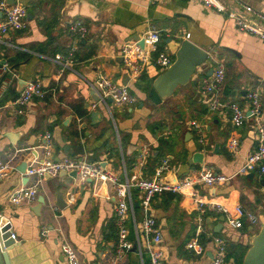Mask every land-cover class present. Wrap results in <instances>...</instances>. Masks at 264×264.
<instances>
[{"label": "crops", "instance_id": "0c3cea01", "mask_svg": "<svg viewBox=\"0 0 264 264\" xmlns=\"http://www.w3.org/2000/svg\"><path fill=\"white\" fill-rule=\"evenodd\" d=\"M18 1L27 7V27L0 36V63L7 60L13 70L0 91V162L14 158L17 168L25 163L28 166L32 158L30 147L41 143L43 135L51 132L57 158L99 161L123 178L134 173L153 178L156 167L165 159L172 169L165 173L164 181H175L202 169L223 173L229 177L223 184L195 185L197 195L230 207L240 203L258 215V224L245 222L241 228L228 227L222 214L208 211L199 229V212L192 198L170 191L155 198L154 212L162 229L168 264H211L213 238L220 234L228 238L230 246L226 264H243L246 244L259 231L264 218V176L257 169L240 172L259 145L256 119L251 115L244 125L235 127L228 105L236 103L249 114L247 92L257 89L264 116V39L239 30L229 12L207 8L201 0L15 2ZM245 1L264 12V0ZM232 6L236 14L256 20L238 4ZM74 21L87 26L84 35L70 30ZM153 26L161 31L159 49L170 54L172 64L185 39L224 60L226 80L220 99L226 107L217 112L210 110V95L201 90L202 80L212 68L210 58L198 66L186 84H179L168 96L160 95V102L150 97L151 89L172 64L160 68L149 62L141 77H130L121 47L136 41L137 35L142 37ZM57 54L73 59L62 73ZM101 73L120 84L128 75L126 85L137 102L120 107L113 101L107 100L106 106L99 100L92 109H102L104 115L92 119V109L85 105L90 102V90ZM33 79L42 80L48 95L45 99L35 98L20 113L16 105L9 103L19 96L26 81ZM68 118L70 126L64 123ZM193 121L201 124L207 142L199 140L191 126ZM72 133L77 137H72ZM233 136L239 139L235 151L228 147ZM80 143L84 144V154L76 151ZM145 147L149 157L145 166L137 167L139 153ZM22 173L18 169L0 181V210L16 234L7 249L11 264H68L62 250L66 241L78 249L83 264H149L147 250L144 248L141 253L137 243L143 217L138 190L133 191L134 216L128 221L135 248L116 259L118 230L112 187L106 186V194H102L99 183L58 176L45 179L34 202L13 205L9 202L13 189L35 180H25ZM62 188L69 203L64 208L55 203V193ZM41 194L46 203L40 210L37 205ZM220 223L223 229L219 232ZM197 233L205 247L203 254L187 247Z\"/></svg>", "mask_w": 264, "mask_h": 264}, {"label": "built area", "instance_id": "2783aa9c", "mask_svg": "<svg viewBox=\"0 0 264 264\" xmlns=\"http://www.w3.org/2000/svg\"><path fill=\"white\" fill-rule=\"evenodd\" d=\"M207 8H212L218 12H229L230 16H234L235 23L239 30L256 35L264 39V12L257 10L245 0H201ZM238 4L248 13L255 16L256 20L236 14L233 4ZM0 36L10 31L24 30L27 25V7L22 2L8 4L7 0H0ZM87 26L81 21H74L70 24V30L75 33L84 35L87 32ZM161 31L156 27H151L142 37L134 42L126 43L121 47V55L125 66L132 79L142 76L146 65L154 62L160 68L169 67L173 60L170 54L159 49L161 41ZM188 36V35H187ZM144 40V46L140 45V40ZM154 54H156L154 56ZM213 73L205 76L202 80L201 90L204 94L210 95V110L217 112L227 104L220 99V92L224 87L226 80V64L219 56L209 52ZM56 59L60 61L62 68L60 73L73 62V59L64 57L61 54L56 55ZM12 67L8 62L0 65V91L6 86V76L12 72ZM5 81V83H4ZM100 93V102L108 105V98H112L116 106L133 105L137 102V97L131 92L126 84L116 82L108 74L101 73L93 84ZM48 95L47 89L44 87L41 79H33L27 81L19 96L9 103L16 105L20 113L35 99H45ZM2 93L0 92V100ZM249 100V111L238 104H229L232 111V123L235 127L244 125L249 116L253 115L256 119L255 132L259 141L258 147L253 150L246 163L241 167L240 172L247 173L257 169L259 174L264 176V116L260 92L253 89L247 92ZM191 126L196 129L201 142H207L199 122L193 121ZM239 144L237 136H233L228 144L230 150L235 151ZM32 154L31 161L26 167L23 176L35 178L30 185L21 184L13 189L9 195V202L13 205H21L24 203H32L36 200L42 184L46 179V175L58 177L61 171L67 174L76 172V178L81 183H87L89 180L99 183L101 186H110L114 189L116 198L115 219L118 230V240L116 244V259L124 257L129 251L135 247V241L129 237L128 221L131 215L134 216V199L133 191L138 190L141 193L139 197L140 207L143 217L139 223V235L137 238L138 248L141 253L144 248L149 254V264H168L166 258L165 246L163 243V233L160 228L155 212L154 200L164 192L170 191L174 193H182L190 196L198 209L199 229L205 220V214L208 211H215L224 216V220L228 227L241 228L245 222L252 225L259 223V217L256 213L245 208L238 203L234 207L226 205L224 202L205 200L199 197L195 190V185L205 183L208 186H216L225 183L229 177L223 173L212 169H202L194 175H185L175 181H164L165 173L172 169L167 159L163 160L155 171L153 178L143 177L139 173H134L131 177H121L116 172L109 170L99 161H87L83 158L64 157L57 158L55 156V148L53 144V135L47 132L43 135V141L35 146L30 147ZM149 157L148 148H143L138 156L137 167H143ZM18 171L17 163L14 158H9L0 162V181L8 177L11 173ZM126 172V171H125ZM45 234V232H44ZM12 237L16 239V234L12 233ZM214 252L211 264H226L228 257V238L224 235H216L213 238ZM187 247L197 254L205 253V247L200 241L199 233L187 242ZM63 254L68 264H83L80 253L76 247L66 241L62 244Z\"/></svg>", "mask_w": 264, "mask_h": 264}, {"label": "water", "instance_id": "95a60500", "mask_svg": "<svg viewBox=\"0 0 264 264\" xmlns=\"http://www.w3.org/2000/svg\"><path fill=\"white\" fill-rule=\"evenodd\" d=\"M16 0H7L8 4H13ZM0 16H2V13L0 12ZM140 35H137L135 39H140ZM140 45L144 46V40L141 39ZM209 52L204 49L203 47L193 43L189 39L182 40L179 46V49L176 53V60L175 62L166 70L165 73L160 75L158 79L156 80L154 87L151 89L150 97L156 100L157 102H160L161 96H168L173 93L174 89L179 84H186L192 75L196 72L198 66L203 65L208 61ZM123 58V57H122ZM8 62L7 60L1 61L0 64ZM213 68L209 71V76L213 73ZM123 84H127L129 76H124ZM127 79V80H126ZM27 84V81L25 83V86ZM24 86V87H25ZM90 102L85 105V108L88 110L92 109V104L97 103L100 100V93L97 90L96 87H92L90 90ZM109 102H112V98H108ZM155 101V100H154ZM103 117V111L102 109H92L90 111V117L92 119H95L97 116ZM70 118L67 119L65 125L70 126ZM232 121V117H231ZM87 123H85V127ZM72 137H77L76 133H72ZM72 145H67V147H70ZM76 151L78 154H84V144L80 143L76 146ZM66 154H69L68 150H65ZM27 164H23L18 169L21 172H25ZM69 175L70 177L76 178V172L73 171L70 174H67L66 171H61L59 176ZM46 179H52V176L46 175ZM25 180H29V177H25ZM91 181V180H89ZM102 194H106V186L102 187V190L100 191ZM65 194V188L58 189V191L55 193V203L58 207L64 208L69 203L68 200L64 199ZM46 203V197L44 194H41L38 199V208L41 210L42 206ZM34 211L38 212V209H34ZM224 220V216H223ZM6 218L2 214L0 210V264H11L10 257L7 249L14 243V239L11 232V226L7 225ZM223 224L220 223V228L218 231H222ZM248 246L247 251L245 252V255L243 257V264H264V218L261 220V227L259 231L255 234H253L250 237L249 242L246 244ZM135 248V247H134ZM98 264V263H94Z\"/></svg>", "mask_w": 264, "mask_h": 264}, {"label": "rangeland", "instance_id": "374dc122", "mask_svg": "<svg viewBox=\"0 0 264 264\" xmlns=\"http://www.w3.org/2000/svg\"><path fill=\"white\" fill-rule=\"evenodd\" d=\"M230 251V246L228 247V252Z\"/></svg>", "mask_w": 264, "mask_h": 264}, {"label": "trees", "instance_id": "16d2710c", "mask_svg": "<svg viewBox=\"0 0 264 264\" xmlns=\"http://www.w3.org/2000/svg\"><path fill=\"white\" fill-rule=\"evenodd\" d=\"M80 114L83 115L82 112Z\"/></svg>", "mask_w": 264, "mask_h": 264}]
</instances>
